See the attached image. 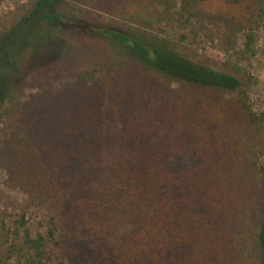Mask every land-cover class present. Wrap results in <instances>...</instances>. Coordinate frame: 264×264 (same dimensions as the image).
Here are the masks:
<instances>
[{
    "label": "trees",
    "instance_id": "obj_1",
    "mask_svg": "<svg viewBox=\"0 0 264 264\" xmlns=\"http://www.w3.org/2000/svg\"><path fill=\"white\" fill-rule=\"evenodd\" d=\"M59 1L36 0L23 25L0 33V86L71 23ZM109 11L79 24L95 55L70 88L27 98L19 86L0 99V264H264V110L240 64L256 55L264 0ZM161 20L237 61L217 68L182 50L186 33L150 35ZM188 145L200 165L177 191L169 157ZM76 227L87 256L69 250Z\"/></svg>",
    "mask_w": 264,
    "mask_h": 264
},
{
    "label": "rangeland",
    "instance_id": "obj_2",
    "mask_svg": "<svg viewBox=\"0 0 264 264\" xmlns=\"http://www.w3.org/2000/svg\"><path fill=\"white\" fill-rule=\"evenodd\" d=\"M36 0H0V33L12 26H21L29 15ZM57 8L71 21L70 24L58 28L54 37L45 43L25 52L20 65L13 73L11 70L2 72L3 83L0 86V99L7 96L9 92L19 86H24V96L38 94L44 85L52 86L54 90L70 88L73 83L75 72L84 69L92 61L95 51L82 48L81 42L83 31L80 23L90 20L109 21L112 16L109 10L116 12L117 9L131 7V0H61ZM133 11V8L130 9ZM162 15V10L159 11ZM170 25L161 20L153 28L147 30L152 34H162L172 39L178 38L180 34H187L188 39L182 42V50L189 54H199L202 58H209L217 63L216 67L221 68L228 60L237 61L236 56L227 55L220 47L207 43L202 35L195 39L191 29L185 32L173 29ZM184 32V33H183ZM256 55L248 61H241V66L258 79V83L251 87L250 94L257 110H264V26L258 33ZM241 39L237 49L242 46ZM35 80H39L36 81ZM200 162L188 145L184 154L169 157V171L172 175L177 191L181 190L183 177L187 171L197 169ZM4 176L0 172V191L6 194L8 191L3 185ZM9 193V192H8ZM3 197V196H2ZM4 199L1 200L0 205ZM76 235L69 246L71 253L77 256H87L93 252L92 243L87 234L79 227H76ZM78 234V235H77Z\"/></svg>",
    "mask_w": 264,
    "mask_h": 264
}]
</instances>
